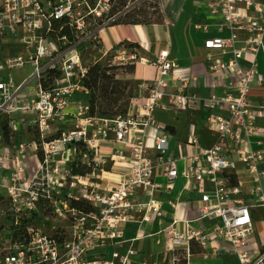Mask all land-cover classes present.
<instances>
[{
	"label": "built area",
	"instance_id": "2783aa9c",
	"mask_svg": "<svg viewBox=\"0 0 264 264\" xmlns=\"http://www.w3.org/2000/svg\"><path fill=\"white\" fill-rule=\"evenodd\" d=\"M113 3L114 0H0V200L10 205L9 211L0 215V264H132L137 251L131 243L154 235L143 231V225L149 223L162 226L158 235L163 237L164 264H189L192 245L204 248L208 243L207 235L192 223L207 218L219 221L213 236L230 245L234 264H264V242L256 252L248 249L254 232L251 210L241 197L240 187L230 181V173L237 171L239 164L244 165L257 181L251 193L264 211V189L258 183L264 179V171L258 172L264 164V151L251 152L247 147L243 150L257 132V114L249 102V88L254 83L264 85V75L257 69V55L264 57V3L210 0L208 4L219 14L230 35L228 39L206 40L204 47L219 50L222 55L228 51L232 54L226 61L208 58V62L213 64V74L226 93L233 95L212 94L208 98L212 111L209 124L216 141L192 158L181 173L184 180L198 184L202 193L197 218L191 222L173 219L164 228L163 207L173 206L172 200L135 203L132 197L137 192L148 197L163 192V186L155 182L157 166L162 167L167 182L178 177L176 159L169 153L165 137H155L153 141L157 163L147 156L143 143L153 112L165 94L166 82L159 78L152 86L142 106L144 115H88L87 104L76 105L71 113V96L88 95L84 81L92 64L85 59V51L89 47L106 55L99 32L130 10L112 13ZM239 33H243V39ZM5 43H13L15 53L5 51ZM239 43L241 46L236 48ZM116 53L115 59L121 64L136 63L134 51L123 48ZM155 65L160 77L173 73L174 62L168 49L158 53ZM26 66L32 69L31 74L16 83L11 73ZM6 72L9 77L4 76ZM175 78L183 87L199 83L196 76L185 72ZM176 100L185 106L184 96ZM216 108L226 109L227 116L215 113ZM83 115L73 129L66 128L69 116ZM143 117L145 122L137 120ZM140 126L145 130L139 132ZM23 132L29 136L24 143ZM130 132L132 138L127 139ZM111 133L115 144L128 149V175L101 187L96 178L105 161L97 151ZM68 152L87 160L73 162H91L90 173L72 175L70 169H65L61 161ZM30 156L36 159L32 176L27 175L25 165ZM205 182L211 187L209 191L201 186ZM44 203L50 206L47 208L57 223H63L69 234L67 240L59 242L32 223L38 205ZM74 203L88 207H75ZM132 226H137L139 233L126 239ZM108 247L113 248L110 259Z\"/></svg>",
	"mask_w": 264,
	"mask_h": 264
},
{
	"label": "crops",
	"instance_id": "0c3cea01",
	"mask_svg": "<svg viewBox=\"0 0 264 264\" xmlns=\"http://www.w3.org/2000/svg\"><path fill=\"white\" fill-rule=\"evenodd\" d=\"M256 1L264 3V0ZM157 2L161 15L159 21L137 25L115 23L102 29L99 32V37L103 51L106 53L123 48L135 52L137 60L134 64L133 76L137 82L147 83L150 90L159 78L166 82L165 94L161 99L160 106H157L153 112V122L147 129L143 143L147 150V156L152 162L157 163L158 156L153 149V141L155 137H165L168 141L169 153L176 159L175 168L178 177L175 181L167 182L162 175V167L157 166L155 182L163 186V192L152 197L137 192L132 197V201L135 203L148 202L149 200H172L173 206L164 205L163 207L164 228L173 219H184L185 222H191L197 218V209L201 204L202 193L199 191L198 184L184 180L181 173L191 163L192 158L216 141L217 136L210 129L209 124L212 111L208 107V98L212 94L233 95V93H226L220 81L215 78L213 64L208 62V58L226 61L232 54L228 51L226 55H222L219 50L204 47L206 40L228 39L230 35L225 31L219 14L209 9L210 0H157ZM246 14L252 15L250 12ZM239 38H244L243 33H239ZM240 46L241 43L236 44V48ZM163 49L169 50V58L174 62V70L173 73L160 77L155 59ZM243 65H247V63L243 62ZM257 69L259 74L264 75V57L261 53L257 55ZM184 72L196 76L199 83L183 87L175 75ZM181 95L184 96L185 106L183 107L178 105L176 100V97ZM248 98L253 111L257 114L255 122L257 132L248 139L243 150L247 147L251 152L264 151V85L252 84L249 88ZM144 101L145 98L137 102L129 114L132 116L144 115L145 112L142 110ZM76 104L70 101L71 113H73ZM214 112L227 116L226 109L216 108ZM72 117L74 116L68 118ZM137 120L145 122L146 118ZM66 123L65 126L68 128V124L73 122L67 119ZM75 123L78 122L75 121ZM139 130L142 132L145 127L140 126ZM132 135L133 133L130 132L127 139H131ZM113 138L114 134L111 133L106 141L99 144L97 151L98 156L105 161L102 172H98L99 179L96 181L101 187L109 182H120L128 175V149L121 143L115 144ZM116 151H119L117 157H115ZM79 157L68 152L62 158L61 164L65 169H70L73 161L87 162L86 159ZM35 162L36 159L30 156L25 165L28 163L33 165ZM105 168L109 170L105 172ZM261 171H264V164L258 168V172ZM104 175H108V179H105ZM230 177H233L235 184L240 187L241 197L244 203L250 207L254 232L248 249L256 252L264 242V219L257 213L260 210L264 214V211L257 206L256 197L251 193V189L257 184V181L248 174L242 164L238 165L237 171L230 173ZM258 183L264 189V179H260ZM201 186L205 191L211 189L207 182ZM0 202L2 201L0 200ZM218 223L219 221L215 218L192 223L207 235L208 243L204 248L193 244L190 260L198 259L201 264H234V254L230 245L222 238L213 236L212 231ZM137 228V226L130 227L126 232V239L137 236L139 233ZM161 228L162 226L160 227L158 223L143 225L144 232H151L154 235L131 243L134 250L137 251V254L132 257V264H141L142 262L164 264L163 237L158 235ZM177 228L179 229L180 225Z\"/></svg>",
	"mask_w": 264,
	"mask_h": 264
},
{
	"label": "rangeland",
	"instance_id": "374dc122",
	"mask_svg": "<svg viewBox=\"0 0 264 264\" xmlns=\"http://www.w3.org/2000/svg\"><path fill=\"white\" fill-rule=\"evenodd\" d=\"M127 8L130 10L127 12V16L124 15L116 22H125L128 20H135L141 22L142 24H150L152 22H157L161 19V15L158 8L157 0H114L112 13L124 12ZM14 44L13 43H5L4 48L7 52H14ZM118 49L108 52L104 55L102 52L97 50L94 52L89 47L87 48V52L85 51V59L90 61L92 65H101L104 70H106V74L111 76V79L103 80L99 83L98 88L96 90V99H95V107L94 113L97 115L109 116L111 118L115 116H124L129 114V111L132 110L134 105L139 101H142L144 98L146 99L150 94V86L146 83H139L135 80L133 73L134 69H130V64H121L118 60L115 59L118 53ZM32 69L26 66L19 71H14L11 73V76L14 78L16 83H21L24 79L28 78L31 74ZM8 72L4 74L5 77H9ZM91 92L88 91V95L83 93H76L71 96L70 101L73 103L81 104L82 106L88 105V100L90 98ZM87 114L90 113L87 111ZM81 117H72L67 118L72 124H68V129H73L77 123L80 122ZM23 119V117H21ZM30 120V119H29ZM29 136H26L23 132V143L28 141ZM79 158H82L80 156ZM26 168L28 169V175L32 176L34 168V164L30 163L26 164ZM109 169L105 168V172ZM105 179H108V175ZM99 177L96 178V181ZM115 183V182H114ZM0 193L2 191L0 190ZM9 203L7 201L0 202V215L7 213L9 211ZM41 207H50L48 204H41ZM260 217L264 219V214L261 213L260 210L258 212ZM3 221L0 220V223ZM56 219L52 215L51 211H42V209H38L37 214L34 219H32V223L37 225L39 228L46 229L50 235H52L57 241L63 242L69 238V234L64 228L63 223H57ZM60 222V221H59ZM264 230V227H263ZM113 251L112 247H108L107 249V258L110 259L111 253ZM190 264H201L198 259H191L189 261Z\"/></svg>",
	"mask_w": 264,
	"mask_h": 264
},
{
	"label": "trees",
	"instance_id": "16d2710c",
	"mask_svg": "<svg viewBox=\"0 0 264 264\" xmlns=\"http://www.w3.org/2000/svg\"><path fill=\"white\" fill-rule=\"evenodd\" d=\"M128 13H126L124 16L126 17ZM125 24H142L138 21L128 20L126 19ZM130 69H134V66H131ZM112 77L106 74V70L101 65H92L88 71V76L86 80L84 81V87L86 90L90 91V98L88 100V112L90 115H93L94 113V107H95V99H96V90L98 88V85L103 80L111 79ZM4 138L7 140V132L4 133ZM92 170V164L91 162L88 163H81V162H73L70 167V172L72 175H85L87 173H90ZM231 183L234 185L235 181L233 177H230ZM75 207H88L82 203H74ZM39 209H42V211H50L47 207H41V204L38 205Z\"/></svg>",
	"mask_w": 264,
	"mask_h": 264
},
{
	"label": "bare ground",
	"instance_id": "6f19581e",
	"mask_svg": "<svg viewBox=\"0 0 264 264\" xmlns=\"http://www.w3.org/2000/svg\"><path fill=\"white\" fill-rule=\"evenodd\" d=\"M104 177H106V176H104Z\"/></svg>",
	"mask_w": 264,
	"mask_h": 264
}]
</instances>
